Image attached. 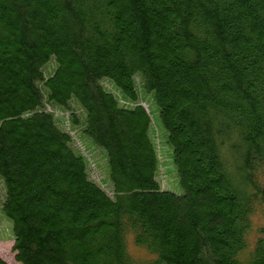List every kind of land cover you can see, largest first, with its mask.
<instances>
[{
	"label": "trees",
	"instance_id": "trees-1",
	"mask_svg": "<svg viewBox=\"0 0 264 264\" xmlns=\"http://www.w3.org/2000/svg\"><path fill=\"white\" fill-rule=\"evenodd\" d=\"M48 105L104 151L113 193ZM0 176L21 264H264V0H0Z\"/></svg>",
	"mask_w": 264,
	"mask_h": 264
},
{
	"label": "rangeland",
	"instance_id": "rangeland-1",
	"mask_svg": "<svg viewBox=\"0 0 264 264\" xmlns=\"http://www.w3.org/2000/svg\"><path fill=\"white\" fill-rule=\"evenodd\" d=\"M53 69V63L48 65L45 69L46 72H50ZM102 83L111 91L115 92L117 95L121 97L120 91L108 80L102 81ZM137 83L141 85L140 78H137ZM140 101L147 107V109L152 113V129L154 136L156 137V142L158 145V153L160 156V168L158 172V178L161 181V185L165 189H170L177 193L182 192V187L180 183L177 185V177L175 175V171L171 170L172 160L170 155V145H168L165 140L161 130V127L158 122H156V117L158 118V106L155 102L151 93L147 92L143 88L140 89ZM72 106L74 110L82 115V108L76 103L72 102ZM48 109L55 112L57 118L60 120H65V128L71 129L75 135L76 142L78 145H81L84 148L85 153L91 158V170L90 174L93 179H95L98 183L105 186L108 192L113 193L112 185L109 181L108 170H107V160L104 151L95 146L93 140L86 136V138L90 141L88 142L83 137L82 128L80 126L72 127L68 121V116L71 111L67 110L64 106L59 105H48ZM155 112L157 113L155 116ZM227 157L229 158L230 166L233 165V161L231 155L232 147L228 144V147L224 148ZM174 165V163H173ZM175 167V166H174ZM5 197V185L2 177L0 176V255L7 260L10 264H21L15 259V252L13 251V233H12V222L4 215L2 205ZM255 210L252 214L253 228L250 231L249 237L251 246L257 240L259 236L262 235L260 228L264 224V204L258 201L255 205ZM127 243H128V251L129 254L138 262H147L154 257V254L150 252L146 247L137 244L134 240V235L132 233H128L127 235Z\"/></svg>",
	"mask_w": 264,
	"mask_h": 264
}]
</instances>
